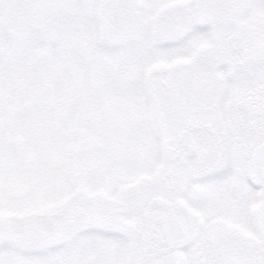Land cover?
Returning a JSON list of instances; mask_svg holds the SVG:
<instances>
[{"label": "snow or ice", "instance_id": "1", "mask_svg": "<svg viewBox=\"0 0 264 264\" xmlns=\"http://www.w3.org/2000/svg\"><path fill=\"white\" fill-rule=\"evenodd\" d=\"M0 264H264V0H0Z\"/></svg>", "mask_w": 264, "mask_h": 264}]
</instances>
